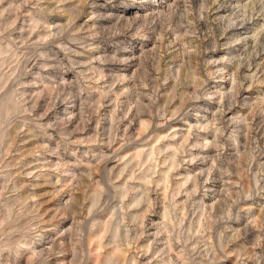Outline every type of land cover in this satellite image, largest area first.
<instances>
[{"label": "clouds", "instance_id": "1", "mask_svg": "<svg viewBox=\"0 0 264 264\" xmlns=\"http://www.w3.org/2000/svg\"><path fill=\"white\" fill-rule=\"evenodd\" d=\"M0 264H264V0H0Z\"/></svg>", "mask_w": 264, "mask_h": 264}]
</instances>
